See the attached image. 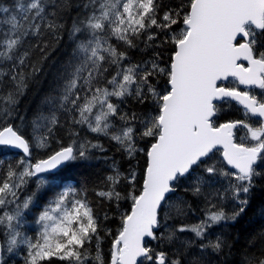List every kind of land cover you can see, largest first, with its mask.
<instances>
[{
  "label": "snow or ice",
  "instance_id": "6c2138e0",
  "mask_svg": "<svg viewBox=\"0 0 264 264\" xmlns=\"http://www.w3.org/2000/svg\"><path fill=\"white\" fill-rule=\"evenodd\" d=\"M72 6L71 0L0 4V146L23 152L6 170L0 162V264H8L18 250L26 252L24 264H43L53 257L67 264H214L225 248L231 251L223 234L214 235L215 226L247 211L255 178L264 175L257 171L264 167V0H181L178 6L162 0H79L68 32L71 53L59 83L45 98L46 110L34 114L26 136L8 121L14 119L28 81L41 71L30 64L33 53L38 50L42 60L47 58L48 41L41 38H62L63 13ZM145 34V48H166L170 54L164 58L156 52L132 62L128 50L137 48ZM33 37L37 39L30 43ZM229 77L246 89L224 86L221 82ZM252 86L262 90L260 96ZM129 98L142 106L139 113L121 109ZM232 101L242 107L244 119L217 126L222 106ZM65 126L69 142L57 139L53 149L54 130ZM74 126L108 137L129 161L139 153L146 158L142 173L130 167L123 174L113 163L106 190L96 192L115 201L117 209L121 200L131 201L130 211L119 213L115 233L105 229L101 236L86 192L62 186V169L90 161L93 150L104 151L101 144L80 139ZM238 127L247 130L249 143L234 142ZM34 149L47 154L32 162ZM216 152L222 162L213 160ZM32 178L35 190L21 200ZM224 180L228 187L220 192L215 186ZM124 181L126 195L118 190ZM182 186L194 197L205 196L208 207L198 223L170 226V209L178 218L186 215L183 202L169 203ZM49 192L55 195L34 220L38 231L28 236L25 215ZM214 199H230L235 207L228 214ZM104 218L109 219L107 214ZM185 233L191 236L181 238ZM257 235L258 254L246 251L241 264H264V231ZM106 236H112L107 261L101 247ZM146 239L169 247L148 246ZM249 243L255 246L256 238Z\"/></svg>",
  "mask_w": 264,
  "mask_h": 264
},
{
  "label": "trees",
  "instance_id": "16d2710c",
  "mask_svg": "<svg viewBox=\"0 0 264 264\" xmlns=\"http://www.w3.org/2000/svg\"><path fill=\"white\" fill-rule=\"evenodd\" d=\"M14 2L15 0H0V4L8 7H14ZM78 2L79 0H71L73 6L67 8L63 13V20L61 22L64 24V28L59 33L62 37L61 39L56 40L48 34L41 38L44 41H48L47 58L42 60L41 54L38 50L35 51L31 57L30 64L35 62L37 67L41 68V71L28 81L27 89L24 94L19 97V103L16 107L14 119L8 121V123H13L16 126H19V129L24 132L26 136L31 135L30 122L33 119L34 114L40 109L46 110L47 106L44 104L45 98L53 93V90L59 83V73L62 71V67L67 62L69 54L71 53L73 45L69 39L68 32L72 27L73 19L77 16V9L74 5ZM162 3L168 6H178L181 3V0H162ZM163 11L164 9H161V15L163 14ZM153 31L157 30L153 29ZM146 38L145 34L141 40L136 41L138 45L137 48L128 50L132 62L147 60L153 57L156 52H160L164 58L170 54V49L166 48H156L155 46L145 48L144 41ZM36 39L37 38L34 37L29 38V42L35 43ZM162 39L163 35H161L154 44H159ZM112 43L115 44L117 42L113 40ZM121 50H123L122 45ZM162 83L163 82L161 81V84ZM226 86L238 87L240 89L238 84L234 81L226 84ZM259 93L261 95L262 90ZM113 101L116 102L115 98ZM218 107H220V105H218ZM121 109L125 111L135 110L139 113L142 110V106L136 104L134 100L129 98L126 102L121 104ZM20 117L24 118L23 122ZM241 119H244L242 109L237 104L231 103L230 105L225 104L222 106L221 112L218 114L215 122L218 126L219 123L225 121ZM61 121H64L63 116H61ZM114 123L118 127L121 122L116 119ZM74 130L79 133L80 139H87L93 143L101 144L104 151L101 152L98 149L93 150V159L90 161L77 163L72 167L62 169L59 172V175L62 177V186H72L86 192L87 200L93 208L94 214L98 218V222L101 226V236L105 235V229H110L112 233H115L119 226V213L130 211L131 201L121 200L119 202L120 207L117 209L115 201L109 202L107 199L98 197L96 192L98 190H106L104 180L106 176L112 174L113 170L111 165L113 163H115L116 167L123 174H127L130 167H135L138 173H142L146 158L143 153H139L136 159L129 161L126 153L119 150V146L108 137L91 133L86 126H74ZM242 130V128H238L235 131L234 139L236 143H239L237 136ZM57 139L62 140L65 144L69 142L66 126L63 128L58 127L54 130V139L51 141L53 149L57 147ZM138 145L146 146L143 142H138ZM46 154L47 150L34 149L31 160L32 162H35L37 159L44 158ZM21 157L23 156L11 152L8 148L0 147V162L3 163V168L5 170L9 163L14 164ZM213 160L222 162L220 152L215 153ZM257 171L264 173V167L258 168ZM126 183L127 182L124 181L118 186V190L125 195L128 191L125 186ZM187 183L188 181L184 182L185 185ZM215 187L216 189H219L220 192H223L224 189L228 187V181L224 180L222 186L217 184ZM34 190L35 178H32L27 186L21 191V200H23L24 196L30 195ZM211 191H214V189H206V193ZM54 195L55 192H49L40 201L39 207L34 206L31 211L26 213L23 230L28 236H35L37 225L34 223V220L39 213V208H42L47 200L51 199ZM248 198L249 207L243 215L238 217L235 221H224L215 226L214 235L223 234L224 238L231 246V251H229L228 248H225L223 255L219 257L218 261H214V264H224L225 261L227 264H241L243 254L246 251L249 254H258L259 248L261 247V239L257 234L264 231V214L261 212V210H264V175L255 178L254 187ZM178 202H183L181 206L185 208L186 215L178 218L176 216L175 208L170 209L171 218L167 221L168 225L174 226L179 223L195 224L204 218L205 210L208 207L205 196L194 197L190 192H185L184 187L182 186L175 194L170 196L169 200L170 204H176ZM213 202L219 207H223L228 214H230L235 207V202L230 199H214ZM105 214H107L109 219L105 220ZM161 215H163V213ZM160 231L163 232L165 229L162 227ZM184 236H191V233L182 234L181 238H184ZM254 237L256 238V243L255 246H252L249 242ZM111 240L112 236H106L101 245L106 261L110 260ZM95 244L96 242L93 239L91 242L93 254L95 253ZM148 246L157 249H167L169 247L166 243L157 240L149 243ZM22 252L23 250H18L17 254L9 260L8 264H24L23 261L19 260L21 258L23 259L26 255ZM43 264H67V262L60 261L56 257H53L50 261L43 262Z\"/></svg>",
  "mask_w": 264,
  "mask_h": 264
},
{
  "label": "water",
  "instance_id": "95a60500",
  "mask_svg": "<svg viewBox=\"0 0 264 264\" xmlns=\"http://www.w3.org/2000/svg\"><path fill=\"white\" fill-rule=\"evenodd\" d=\"M230 80H233L231 77H229V79L228 80H226V81H223V82H221L222 84H226V83H228ZM241 88H243V89H246V86H244V85H239ZM255 86H252L251 88H254ZM232 103H235V104H237L235 101H232ZM238 105V104H237ZM239 106V105H238ZM239 107H241V106H239ZM242 108V107H241ZM239 128V127H238ZM237 129V128H236ZM236 129H233V140H234V133H235V130ZM235 142V141H234ZM0 147H5V148H8L11 152H13V153H17V154H20V155H22L23 156V152H22V150H20V149H16V148H12V147H10V146H0ZM221 156V155H220ZM221 160H223V158H222V156H221ZM225 167H227L226 165H225ZM234 171V170H233ZM151 241H153V240H151V239H146V243H148V242H151Z\"/></svg>",
  "mask_w": 264,
  "mask_h": 264
},
{
  "label": "flooded vegetation",
  "instance_id": "af4514ba",
  "mask_svg": "<svg viewBox=\"0 0 264 264\" xmlns=\"http://www.w3.org/2000/svg\"><path fill=\"white\" fill-rule=\"evenodd\" d=\"M242 90H245V89H243L242 88ZM252 92H253V94H255V95H257V96H260V91H261V89H259V88H257V87H254V88H251L250 89ZM237 140H238V142L239 143H241V142H243V143H249L248 141H247V139L245 140V139H242L241 137H240V134H238V136H237ZM22 259V258H21ZM20 260V259H19Z\"/></svg>",
  "mask_w": 264,
  "mask_h": 264
},
{
  "label": "rangeland",
  "instance_id": "374dc122",
  "mask_svg": "<svg viewBox=\"0 0 264 264\" xmlns=\"http://www.w3.org/2000/svg\"><path fill=\"white\" fill-rule=\"evenodd\" d=\"M112 99H114V98H112ZM243 129H244V128H243ZM246 133H247V130L244 129V130H243V133H241L240 137H241V138H242V137H246ZM247 141H248V140H247ZM248 142H249V141H248ZM37 231H38V226H37ZM22 253H25V254H26L25 251H23ZM20 260L24 262V259H20Z\"/></svg>",
  "mask_w": 264,
  "mask_h": 264
},
{
  "label": "bare ground",
  "instance_id": "6f19581e",
  "mask_svg": "<svg viewBox=\"0 0 264 264\" xmlns=\"http://www.w3.org/2000/svg\"><path fill=\"white\" fill-rule=\"evenodd\" d=\"M253 219V218H252ZM227 234V233H226ZM229 255V254H228Z\"/></svg>",
  "mask_w": 264,
  "mask_h": 264
}]
</instances>
